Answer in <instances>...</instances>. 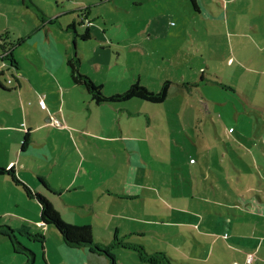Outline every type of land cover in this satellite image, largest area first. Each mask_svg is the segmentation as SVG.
I'll use <instances>...</instances> for the list:
<instances>
[{
	"label": "rangeland",
	"instance_id": "obj_1",
	"mask_svg": "<svg viewBox=\"0 0 264 264\" xmlns=\"http://www.w3.org/2000/svg\"><path fill=\"white\" fill-rule=\"evenodd\" d=\"M33 1L45 16L53 15L54 9L67 4L81 7L79 10L88 5L89 26L94 36L91 40L77 36L78 44L92 67L94 61L101 66L94 73L104 83L106 94L126 90L139 79L138 75L152 90H159L167 78L172 82L170 94L162 103L132 98L123 103L96 105L84 87L71 83L65 63V69L54 72L60 80L65 79L63 71L67 72L64 82H69L71 87L63 89L66 108L84 110H75L77 116L68 120L72 127L68 132L74 140L84 139L83 147L80 144L84 148H80L84 159L82 172H92L87 175H94L98 181L106 180L114 191L120 192L121 183L136 168L137 182L144 189L137 203L127 201L130 209L121 206L125 201L118 200L120 196L112 197L118 201L113 202L115 208L110 210V226L107 225L109 211L105 210L107 229L100 227L103 221L93 214V219L87 220L93 238L115 244L116 264H231L233 261L264 264V147L261 145L264 142V35L261 34L264 33V0H227L229 12L218 22L205 20L207 14L196 11L190 0ZM214 1L204 2L214 13L224 12L219 7L221 1ZM30 9L36 13L33 6ZM23 10L30 17L24 18ZM31 10H20L19 5L17 13H10L13 19L7 23L13 27L14 35L22 21L28 29L33 25L29 19L35 13ZM165 13H170L167 24L175 38L155 37L149 41L147 38L156 36L155 30L164 25L159 22L165 21L161 16ZM7 23L4 21L2 26L5 28ZM214 28L220 33L215 34ZM50 29L60 35L57 24H52ZM79 29L81 34L84 27ZM103 37L108 43L100 42ZM13 41L17 45V38ZM104 43L107 46L102 49ZM30 44L24 41L17 45L16 59L22 64V72L32 73L38 81H44V86L46 81L55 82L54 74L39 72L34 63L40 64L41 59L49 63L57 54H51L50 49L31 48L34 55L24 58ZM165 44L175 45L177 56L173 60L181 59L184 49L192 47L193 68L185 69L181 65V69H174L164 64L160 65L163 69H157L154 59ZM96 45L99 49L93 53ZM137 47H142L143 52L137 53ZM58 50L62 52L61 46ZM9 51L8 47L4 60L8 65L11 64ZM200 67L207 86L196 90L194 83L187 85L192 90L190 96L183 82L199 78ZM84 69H87L85 65ZM10 73L6 69L3 72L2 82L8 88L17 85L6 82L14 77ZM200 90L206 98L201 97ZM56 97L52 95L44 103L53 107ZM87 101L94 111L92 116L85 113ZM59 122L60 127L64 126ZM131 143L138 145L145 169L130 164V155L132 159L135 157L128 145ZM126 146L127 150L120 148ZM79 199L94 202L89 189L84 194L80 192ZM77 203L80 204L78 200ZM11 217L0 216V221L18 226V220ZM67 217L62 219L75 223ZM164 219H169V223ZM14 230L17 240L28 250L17 247L14 252L10 242L7 246L0 245V256L7 251L12 254L0 260V264H27L28 258L30 264H71L78 259V253L59 247L60 241L53 231L59 233L52 225L36 233L45 241ZM115 231L117 241L112 239ZM141 249L144 253L140 255ZM66 251L71 261L65 257ZM157 251L166 256L164 263L144 260L146 254L155 255ZM249 254L251 258L247 261ZM85 260L86 263L80 260L79 264H109L108 257L102 253L91 254Z\"/></svg>",
	"mask_w": 264,
	"mask_h": 264
},
{
	"label": "crops",
	"instance_id": "obj_2",
	"mask_svg": "<svg viewBox=\"0 0 264 264\" xmlns=\"http://www.w3.org/2000/svg\"><path fill=\"white\" fill-rule=\"evenodd\" d=\"M201 1H203L205 5H203ZM204 1L205 0H195L196 7L194 9L199 13L205 12L207 14V16L204 18L205 20H216L218 22V19L222 20L225 16H227L225 15V13L228 14L229 12L227 10V0H217L221 1L219 7L224 8V12L218 11L216 13H214ZM212 2L215 1L212 0ZM19 5L20 10L23 8L30 11V7L32 6L35 10L34 6H37V3L33 0H31V3L26 4L22 0H0V36L3 39L0 46V57L1 55L2 57H4L0 58V71L4 72L5 69L10 70L12 72L10 74L14 75V77L11 76L12 79H7L6 82L11 84L15 82L14 84H17L12 88H8L2 82L3 85L8 88V90L0 89V166L5 168H12L15 176L20 181L19 183H17L6 174L0 175V216H12V219H15V221L18 220V226L17 224L11 225L5 221H0V224H7V226L10 225L13 228L14 234H16L14 230L16 229L21 233L27 235L29 238H31L32 236L37 237V232H40L42 230L44 231L47 227H49V225L44 224L41 221L40 205L36 199L25 192L24 187L21 184L23 183L32 192L40 193L44 197H46L53 207H56L55 205H57L60 209L58 207H56V209L61 218L62 216L66 215L68 216V219L70 218V220H74L73 222H75L68 223L75 225H90L87 220H92V215L94 214L99 220L103 221L99 224L100 227L104 226V228L107 229L105 222V210L109 211L107 225L110 226L112 219L110 210L112 208H115V206H113V202L118 200L125 201V204H121V206H125L126 208L130 209L127 201L129 200L137 203L136 199L142 198L144 189L142 185L137 182V171L136 168L133 169V167H131L133 170L130 168L132 172L130 173L129 177L123 180V183H121L122 185L120 186V192L114 191V187L109 183L107 184L106 180L98 181V178H96L94 175H91L92 172H88L87 170H84L82 172L84 159H82L81 157V150L84 149L82 148L84 145V139L81 138L74 140V138L69 133L72 127L68 123V120H72V117L77 116L75 110H84H74V108H66V99L64 98L63 93L65 89L71 87L69 82H64L67 79V72L69 75V68L66 64L67 58L70 57L73 52H76L81 59L80 70L91 77L95 83L102 85L103 90L105 88L104 83L99 80L94 73L95 71H100L101 66L97 65V62L95 61L92 62L94 64V67L89 64L88 58L85 57V55L82 53V49L80 50L78 38L73 37L72 31L67 29L68 25L73 24L76 33L79 34V27H84V29L87 27L89 28L91 33V36L88 40H91V38L94 36V31L92 33L93 29L89 26L91 9L88 7V5L82 6V8L84 7V9H82L80 13L81 9L79 10V8L81 7L77 8L73 5L67 4V6H63L59 10L54 9V14L47 16H45V14L40 10L39 12L35 10L36 13L31 10L33 13H35L33 14V17L31 16V18L29 19L33 20V25H30L28 29L26 27V23L22 21L21 26L18 30L14 28L16 32L14 35L11 31L13 27H11L9 23H7V21L13 19L9 17L10 13H17ZM22 14H24V18L26 17V15H29L28 17H30V14H26L25 10L22 11ZM161 16L165 18V21H160L159 23H163L164 25L159 26V30H155V33H157L156 36L147 38L149 41H151V39L155 37H158V39H167L169 37L175 38L173 33H169L170 28L167 24V21L170 18V13H165ZM2 18L4 20H2ZM4 21L5 23H7L5 28L4 26H2ZM252 22H255V20H252ZM52 24L58 25L61 30V36L58 35V33L55 31H50V26ZM77 25H79V27ZM214 30L215 34L220 33L217 28H214ZM261 34L264 35V33ZM6 38L9 41H6ZM16 38L17 42L19 41L20 43H23L24 41L31 42L29 47L30 49L26 50L25 54H23L24 58H26L27 55H34V53L31 51V48H33L35 51H40V48L44 50L50 49L49 52L51 54H57V58H54V61H50L49 63H47L46 60L42 62L41 59V63H34V67L37 68V70L41 73H47L48 71H50L52 74H54L57 69H60L62 67L65 69V63L67 69V72L63 71V78L65 77V79L60 80L59 77L54 74L53 77L55 79V82L49 83V81H46V84L44 86V81H38L32 73H23L22 64L18 59H16L18 57L16 53L18 43L16 45L13 41V39ZM10 41H13V43H11ZM100 42L108 43V41H105L104 37ZM105 43L102 44L101 48L107 46ZM98 45L93 48V53L99 49ZM2 46L4 47V49H2ZM60 46L62 48V52L58 50ZM8 47L10 48V50H12L10 56L14 59V64L12 63L8 65L4 62V60L6 59V49ZM161 48L162 52L157 51L156 58L154 59V62L157 65V69H163L160 65L164 66V64L173 67L174 69H181V65L185 69L187 68L191 70L193 68L192 64L194 58L192 57V47L184 49L182 58L179 60H173V58L177 56V54L175 53V51H177L175 45L168 47V44H165ZM135 50L139 51L137 53L143 52L142 47H137ZM135 50L134 52H136ZM84 65L87 67V69H84ZM202 70L203 68L200 67L199 71H201V73L199 75V78H197L196 76L195 78L197 79H194L193 81L183 82V84H186V93L190 96L192 95V90L187 85L194 83V87H196V90H199V87L207 86V78L205 77ZM138 78L142 82L139 75ZM166 80L170 81L169 78H167ZM71 83L73 82L71 81ZM143 84L148 86L145 83ZM262 85L264 86V83ZM61 89H64L62 93L60 92ZM14 92L15 94H13ZM168 92L169 95L170 86ZM200 92L201 97L203 99L206 98L201 90ZM181 94L182 93H178L177 96H181ZM52 95H57L55 105L51 107L45 103V108H41L38 103L39 100L42 99L44 102H46V100ZM167 98L165 99V101L167 100ZM250 98L251 94L246 96V99L249 100ZM90 101L94 102L92 100ZM90 101H87V109L85 110V113L88 112V115L92 116L94 111H92ZM95 104L99 105L103 103ZM88 109H90V112ZM51 118L59 119L60 121H62L64 126L58 127L54 125ZM24 140L26 142H24ZM135 141L137 142V140ZM261 141H263V138H261ZM80 144L82 147L80 146ZM128 145L131 146L130 149L132 150V152H135V157L133 159L131 157L132 155H130L129 157L130 164L136 165L137 168L145 169V164L142 162V160L144 162L145 160L143 159V155L141 154L138 145L136 143H131ZM261 145H263L264 147V142H261ZM120 148H123V150L128 149L127 146L126 148ZM149 150L150 149L148 148V151ZM118 151V149L115 150L116 154L119 155ZM147 155L149 156L150 154L148 153ZM87 173L91 174L87 175ZM83 175L85 176L83 177ZM41 181L44 184L41 183ZM87 189H89L91 194L94 196V202L89 201L88 199H83L82 201H80V192L84 194L86 193ZM101 190H104L102 194ZM115 196L120 197H118V200L112 199V197L116 198ZM77 200L80 202V204L77 203ZM97 203H99L98 206ZM96 207H98V209H96ZM18 210H21V212H19ZM130 212L132 214H135L133 211ZM13 216H17L18 218ZM164 220L165 222L169 223V219ZM76 221H79V223H76ZM141 221H143V216H141ZM150 223L154 225V222H149V224ZM170 226L177 227L178 224H172ZM53 234L60 241L59 247L61 249L65 248L70 252L72 251L73 253H78V259L73 261L70 260L68 251L64 253L65 257L69 261H71V264H79L81 261L82 263H86L85 258L90 256L91 254H95L91 253L87 249V247H68L61 240V236H59L60 234L57 235L54 231ZM113 237L114 233L112 239ZM94 240L99 242L98 238H94ZM105 241V239H102V243H104ZM9 242L10 240L6 236L0 235V245L7 246ZM143 242L145 241L143 240ZM61 243H63L62 246ZM10 244L13 243L10 242ZM12 246L13 251L16 252L14 244ZM23 246L26 245L23 244ZM115 250L116 248L114 249V251ZM81 253L82 257L80 259ZM9 255L12 254L7 251L5 255L0 256V260L9 257ZM204 261L203 263H205ZM232 263L237 264L236 261H233ZM27 264H30L29 258Z\"/></svg>",
	"mask_w": 264,
	"mask_h": 264
},
{
	"label": "trees",
	"instance_id": "obj_3",
	"mask_svg": "<svg viewBox=\"0 0 264 264\" xmlns=\"http://www.w3.org/2000/svg\"><path fill=\"white\" fill-rule=\"evenodd\" d=\"M25 4L31 3V0H22ZM192 6L195 8V0H190ZM35 10L39 12V9L34 6ZM86 9V8H85ZM82 10H80L81 13ZM67 29L73 32L75 37H79L81 40H88L91 36L89 28H85L84 31L80 34L76 33V30L73 24L67 26ZM1 40L2 37L0 36ZM22 41V40H21ZM2 42V41H1ZM19 43V41L17 42ZM1 46V44H0ZM2 49L4 47L2 46ZM4 51V50H2ZM12 50L8 53V59L10 60L11 64H14V59L10 56ZM80 57L76 52H73L70 57L67 58L66 64L69 68V77L70 80L77 85L84 87L88 95L91 97V100L95 103H121L127 101L131 98H139L147 102L151 103H162L165 101L168 95L169 86L171 84L170 81L165 80L162 85L160 86L159 90H152L148 88L146 85L141 84L139 79H136L129 87L122 91L116 92L112 94H106L103 91V87L100 84L94 82V80L89 77L87 74L83 73L80 70ZM4 74L0 71V89L8 90L3 83ZM24 142H26L24 140ZM6 174L10 176L15 182L19 183L20 181L14 174L12 168H5L0 166V175ZM41 183H43L41 181ZM24 187L25 192L37 200L40 205V218L44 224L52 225L54 228L59 232L62 241L71 248H78V247H87V249L91 253H102L109 259V264H116V258L114 255V249L116 248L115 244H104L102 242H97L94 240L92 235V230L90 225H75L65 222L52 206L50 201L44 197L42 194L37 192H32L26 185L21 183ZM44 184V183H43ZM0 235L6 236L11 243L14 244L15 250L17 247L20 249L28 250L23 245H21L13 233V230L7 225H0ZM39 240H43L41 236H37ZM42 238V239H41ZM114 241L118 240L117 235L114 233L113 237ZM118 244V243H117ZM141 255L143 249L138 251ZM145 261L151 263L162 262L164 263V259L166 256L162 252H155V255H147L146 254Z\"/></svg>",
	"mask_w": 264,
	"mask_h": 264
},
{
	"label": "built area",
	"instance_id": "obj_4",
	"mask_svg": "<svg viewBox=\"0 0 264 264\" xmlns=\"http://www.w3.org/2000/svg\"><path fill=\"white\" fill-rule=\"evenodd\" d=\"M1 41H2V40H1V38H0V44L2 43ZM38 103H39V106H40L41 108H45V103H44V101H43L42 99H40ZM51 120H52V122H53L54 125H56V126H58V127L61 126V123L59 122L58 119H56V118H51ZM250 258H251V255L249 254V255L247 256V261H249Z\"/></svg>",
	"mask_w": 264,
	"mask_h": 264
}]
</instances>
